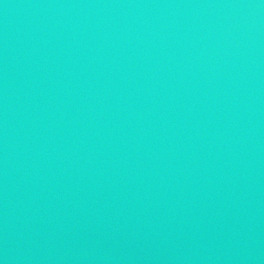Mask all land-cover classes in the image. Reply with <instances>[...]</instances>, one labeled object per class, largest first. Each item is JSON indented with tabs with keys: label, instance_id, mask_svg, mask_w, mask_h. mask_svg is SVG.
Returning a JSON list of instances; mask_svg holds the SVG:
<instances>
[{
	"label": "water",
	"instance_id": "1",
	"mask_svg": "<svg viewBox=\"0 0 264 264\" xmlns=\"http://www.w3.org/2000/svg\"><path fill=\"white\" fill-rule=\"evenodd\" d=\"M0 264H264V0H0Z\"/></svg>",
	"mask_w": 264,
	"mask_h": 264
}]
</instances>
